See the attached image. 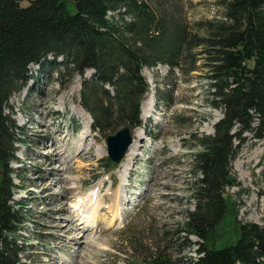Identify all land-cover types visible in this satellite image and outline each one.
<instances>
[{
	"label": "trees",
	"instance_id": "obj_1",
	"mask_svg": "<svg viewBox=\"0 0 264 264\" xmlns=\"http://www.w3.org/2000/svg\"><path fill=\"white\" fill-rule=\"evenodd\" d=\"M218 5L221 17L190 25L154 0H0V264H26L19 231L27 216L15 205L11 166L20 126L7 108L27 86L31 65H54L62 84L65 76L93 70L82 81L81 105L95 130L115 133L144 125L141 106L150 89L144 68L192 73L200 60L208 69V104L223 115L213 133L193 135L195 205L142 258L130 237L127 264H264V224L242 221L228 193L241 186L232 163L245 134L264 138V0ZM195 245L196 256L183 255Z\"/></svg>",
	"mask_w": 264,
	"mask_h": 264
},
{
	"label": "rangeland",
	"instance_id": "obj_2",
	"mask_svg": "<svg viewBox=\"0 0 264 264\" xmlns=\"http://www.w3.org/2000/svg\"><path fill=\"white\" fill-rule=\"evenodd\" d=\"M154 1L178 10L182 22L190 25L222 15L219 0ZM202 63L192 73L170 72L163 64L144 69L150 84L142 102L144 125L132 128L137 143L120 164L108 156L107 137L114 132L94 130L91 115L81 105L82 81L94 71L69 80L65 76L63 85L54 65H31L27 86L12 96L7 108L20 126L18 160L11 166L18 187L15 205L27 216L19 231L26 245L24 263L127 264L130 237L138 240L142 258L163 239L164 228L173 230L184 220L186 209L195 205L190 195L195 181L193 135L213 133L223 115L208 104V69ZM245 135L232 163L241 186L228 189L229 199L240 208L242 221L264 224V138ZM122 189L125 200L116 221L110 210ZM95 195L102 203L98 214L103 223L78 226L75 210L82 204L84 209L94 206L90 200ZM198 248L186 246L183 255L196 256Z\"/></svg>",
	"mask_w": 264,
	"mask_h": 264
},
{
	"label": "bare ground",
	"instance_id": "obj_3",
	"mask_svg": "<svg viewBox=\"0 0 264 264\" xmlns=\"http://www.w3.org/2000/svg\"><path fill=\"white\" fill-rule=\"evenodd\" d=\"M61 105H64V104L62 103ZM87 132L88 131H84V133H87ZM133 142L134 143L131 146L132 149L135 147L137 141H135V139H134ZM98 155H100V153H98ZM122 185H121V188H122ZM119 191H118L117 196L113 199V205L111 206V210H110V212L113 213V216H114L113 218H117L116 221L119 220V214H120V210L122 208L121 205L124 203V200H125V199H122V194H121L122 191H123V189L121 190V192H119ZM92 202L95 203V205L92 206V207H90L89 209H84V206L85 205L83 206V204H82V205H79V208L75 210V212L78 213L77 216H79V220L78 221L76 220L77 223H78V226L84 225L85 227L88 228L90 225H96V224H98V221H100L101 223H103L102 222L103 217L102 216H99V214H98V212H99V210L101 208V204H102L101 203V200H100V197H98V195L93 196L92 199L90 200V203H92ZM80 213H81V215H80ZM113 218H112V220H113ZM74 219L75 218H73V220H72V224L74 223ZM75 226L76 227H75V231H74V234H75L74 236L77 237V235L80 233V229L77 226V224H75Z\"/></svg>",
	"mask_w": 264,
	"mask_h": 264
},
{
	"label": "water",
	"instance_id": "obj_4",
	"mask_svg": "<svg viewBox=\"0 0 264 264\" xmlns=\"http://www.w3.org/2000/svg\"><path fill=\"white\" fill-rule=\"evenodd\" d=\"M78 7V6H77ZM134 137L129 126H124L107 138L108 154L115 163H120L132 146Z\"/></svg>",
	"mask_w": 264,
	"mask_h": 264
}]
</instances>
